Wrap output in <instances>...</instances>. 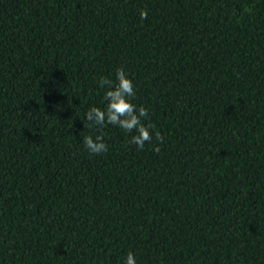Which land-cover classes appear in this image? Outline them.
Returning a JSON list of instances; mask_svg holds the SVG:
<instances>
[{
	"label": "trees",
	"instance_id": "trees-1",
	"mask_svg": "<svg viewBox=\"0 0 264 264\" xmlns=\"http://www.w3.org/2000/svg\"><path fill=\"white\" fill-rule=\"evenodd\" d=\"M121 67L153 140L106 124L92 154ZM129 252L264 264V0H0V264Z\"/></svg>",
	"mask_w": 264,
	"mask_h": 264
},
{
	"label": "clouds",
	"instance_id": "clouds-1",
	"mask_svg": "<svg viewBox=\"0 0 264 264\" xmlns=\"http://www.w3.org/2000/svg\"><path fill=\"white\" fill-rule=\"evenodd\" d=\"M147 16L146 10L140 11L141 20ZM115 81L101 77L99 86L106 89L104 100L106 105L103 109L99 107H91L85 113V119L88 123L84 124L85 128L97 129V134L93 137L90 133L85 135L83 143L85 148L92 154H102L107 151V145L104 143L101 130L106 124L118 126L127 133H136L131 136L130 143L135 144L137 149H143L146 142L153 140V133L150 129H154L155 125L151 122L143 123V119H147L148 111L143 106L137 107L131 102L135 96L132 81L128 78V73L124 69L118 68L115 73ZM155 139L159 143H163V137L159 132L155 133ZM153 145V150L159 152V147ZM125 264H136L133 253L129 252L125 258Z\"/></svg>",
	"mask_w": 264,
	"mask_h": 264
}]
</instances>
